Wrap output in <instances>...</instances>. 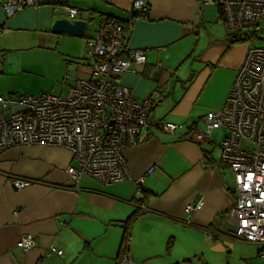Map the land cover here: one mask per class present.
Here are the masks:
<instances>
[{"label":"crops","instance_id":"crops-1","mask_svg":"<svg viewBox=\"0 0 264 264\" xmlns=\"http://www.w3.org/2000/svg\"><path fill=\"white\" fill-rule=\"evenodd\" d=\"M6 1L0 0V97L41 95L33 85L41 66H48L35 60L36 54L58 62L61 75L54 82L70 78L60 95L54 94L65 97L72 80L92 77L85 46L99 24L131 21L129 45L144 50L147 63L120 81L140 100L159 95L155 122L185 128L182 135L145 128L139 143L124 150L130 178L108 186L83 176L75 187L66 169L76 164L63 148L29 145L2 152L0 264H118L125 224L144 198L148 211L129 227L128 253L136 264H187L202 244L218 239L213 231L228 236L227 215L236 201L234 179L228 180L233 174L218 166L215 142L200 145L188 133L192 125L202 126L208 112L223 107L247 52L246 42L234 41L219 8L196 0H143L150 11L142 14L133 0H65L80 11L75 20L87 22L77 37L53 31L55 21L68 18L64 5L38 0V7L8 18ZM14 179L32 183L18 190ZM197 197L200 207L187 215ZM23 235L34 237V249L17 246ZM251 245L257 247L252 259L261 264L259 247ZM51 246L63 255L47 256Z\"/></svg>","mask_w":264,"mask_h":264},{"label":"built area","instance_id":"built-area-1","mask_svg":"<svg viewBox=\"0 0 264 264\" xmlns=\"http://www.w3.org/2000/svg\"><path fill=\"white\" fill-rule=\"evenodd\" d=\"M196 1L216 5L227 30L238 35L251 36L250 31L264 20V0ZM60 3L70 20L79 17L80 11L64 0H49L53 6ZM2 7L12 18L38 7V0H7ZM132 7L142 14L150 11L143 0H133ZM132 29L131 21L127 25L113 20L99 24L96 35L86 41L92 77L72 80L65 97H0V154L29 145L63 148L76 164L66 169L75 187L83 176L108 186L130 178L124 150L139 143L145 128L153 125L163 133L182 135L184 124L153 120L157 93L140 100L134 89L120 81L126 74L137 75L147 63L145 51L129 45ZM247 45L245 60L223 107L208 112L203 126L192 125L188 133L202 145L213 142L217 130L227 131L216 144L220 148L218 166L229 168L234 179L236 201L227 215L228 233L257 245L264 262V46L253 45L252 36ZM12 183L21 190L32 181L14 179ZM201 203L202 198H195L186 214H193ZM17 246L28 251L36 247V241L23 235ZM50 254L62 256L63 251L51 246L47 256ZM120 264L136 263L126 252Z\"/></svg>","mask_w":264,"mask_h":264},{"label":"rangeland","instance_id":"rangeland-1","mask_svg":"<svg viewBox=\"0 0 264 264\" xmlns=\"http://www.w3.org/2000/svg\"><path fill=\"white\" fill-rule=\"evenodd\" d=\"M250 32L253 39V45L264 46V20L258 22V26L254 27ZM86 51V46H85ZM84 58L88 59L86 52ZM35 60L42 63H47V68L45 65L41 66L38 70V78L35 81L33 88L39 90L42 93H52L60 95L59 90L64 87L65 83L69 77L64 75L63 80L59 83L54 82V77H60L61 67H58L57 61L54 56L48 54H36ZM66 78V79H65ZM42 90V91H40ZM203 126V124H202ZM227 135L226 130H217L213 133V142L220 143ZM216 151L217 155L220 157L219 148ZM233 178L229 177L228 180L230 184L233 183ZM212 242H206L200 247V252L196 256L191 257L190 263L187 264H256V260L252 259L255 254H257V247L251 245L245 241L234 238L232 234L224 236L223 238H218L217 240L211 239ZM259 263H263L262 259L257 255Z\"/></svg>","mask_w":264,"mask_h":264},{"label":"trees","instance_id":"trees-1","mask_svg":"<svg viewBox=\"0 0 264 264\" xmlns=\"http://www.w3.org/2000/svg\"><path fill=\"white\" fill-rule=\"evenodd\" d=\"M60 4L63 5L64 3H60ZM219 11H220V9H219ZM221 18H222V16H221ZM108 20H112V19H108ZM233 35H235L236 39H234V41H236V42L239 41V42H246L247 43L248 41H250V38H251V36H248V35L244 36V35H238V34H235V33ZM143 200L138 203L136 212L127 220V222L125 224V227H126L125 228V234H124V238H123V241H122V248H121V251H120L119 257H118V264L121 263V260H122L123 256L125 255L126 252H128V245H129L128 242H129V235H130L129 234V227H130V225L133 224V222H135L143 213H145L143 210L146 207L144 206L143 202H145V201H143ZM215 232L213 231V233H215ZM219 234H222V233H219ZM213 236L216 239L219 238L216 235H213Z\"/></svg>","mask_w":264,"mask_h":264},{"label":"water","instance_id":"water-1","mask_svg":"<svg viewBox=\"0 0 264 264\" xmlns=\"http://www.w3.org/2000/svg\"><path fill=\"white\" fill-rule=\"evenodd\" d=\"M87 28V22L81 20H70L69 18L55 21L53 31L57 33H68L73 36L82 37ZM123 227L124 225H117Z\"/></svg>","mask_w":264,"mask_h":264}]
</instances>
